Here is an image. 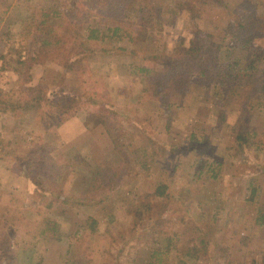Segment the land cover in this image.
I'll return each mask as SVG.
<instances>
[{"label":"rangeland","instance_id":"rangeland-1","mask_svg":"<svg viewBox=\"0 0 264 264\" xmlns=\"http://www.w3.org/2000/svg\"><path fill=\"white\" fill-rule=\"evenodd\" d=\"M140 1L122 0L121 5L134 14ZM152 1L161 7L160 17L153 28L139 26L132 37L109 31L95 13L80 26L74 22L82 40L92 28L100 31V39L85 41L94 49L91 56L75 61L72 69L55 61L37 63L23 87L19 79L26 75L12 70V60L38 52L33 12L66 10L67 0H0V55H5L0 58V99L16 100L27 94L26 87L40 85L54 101L76 97L87 109L85 93L92 92L118 115L129 170L109 190L93 181L88 167L66 165L70 160H118L106 131L87 123L85 110L60 126L50 115L39 121L31 108L18 116L0 113V135L17 151L0 159V264H220L218 259L264 264V229L256 221L257 207L264 204V150L238 147L230 126L241 112L240 95L206 93L189 75L165 83L160 76L155 84L132 73L138 64L163 72L164 61H147L143 55L165 60L196 36L206 37L223 64L240 65L253 57L262 68L264 0ZM248 20L254 26L246 32L240 24ZM53 21L71 22L66 15ZM248 37L251 45L239 48ZM263 83L255 84L257 106L250 119L258 126H264ZM32 150L47 151L61 166L54 175L45 171L37 177L44 189L26 175L29 158L23 157ZM162 183L167 196L154 199ZM149 202L154 205L150 210L145 207ZM160 208L163 218L172 219L163 224L167 233L155 241L149 224L156 222ZM46 219L60 224L59 239L38 235ZM171 232L177 234L181 254L154 257ZM186 248L198 250V258H180Z\"/></svg>","mask_w":264,"mask_h":264},{"label":"trees","instance_id":"trees-1","mask_svg":"<svg viewBox=\"0 0 264 264\" xmlns=\"http://www.w3.org/2000/svg\"><path fill=\"white\" fill-rule=\"evenodd\" d=\"M223 3L224 0H216ZM122 0H67L66 10H55L53 12L42 10L40 16L37 12H33L31 19L32 25L35 28L33 32L34 43L38 45V52L34 55H29L18 59L12 60V70H14L20 77L26 75L24 80L19 79V83L23 82L25 87V81L31 80V70L37 63L46 64L48 61H55L70 69L73 68L75 61L87 60L94 52L93 48H89L85 43L86 40L100 39L98 28H92L89 35L85 40H82L79 35L74 32V22H78V25L85 19H88L90 15L94 14L100 17V23L107 26L109 31H113L116 35H123L132 37L135 34L139 26H145L146 28H153L156 18H159L162 9L161 7L153 3L152 0H141L137 8L136 13H130L121 5ZM92 10H95L92 12ZM66 15L67 20H70V24L64 22L63 24H56L53 18L63 17ZM252 16V15H250ZM252 21L255 20L252 16ZM27 18V20H29ZM241 23V27L250 31L254 26L253 22ZM246 24V25H245ZM199 33V32H197ZM104 38V36H103ZM200 39H203L200 41ZM252 37H248L244 44L239 48H245L247 45H251ZM218 48V47H217ZM124 52V51H122ZM264 50L261 51L259 56L263 59V66L259 68L257 66V59L251 57L247 61H243L240 65L227 62L221 63L218 59V50L210 48V42L205 36H196L190 41V45L183 47L176 55H171L162 59L158 55H143L147 61L153 62H165L164 71L157 70L155 65H135L132 73L140 74L144 78H148L152 83H158L160 76L163 83L166 81H180L184 75H189L194 78L196 83L206 91V93L212 92L221 96L224 94L227 96L230 92L240 95L241 100V112L237 118L235 124L230 126L232 131L236 133V141L239 148L247 147V149L254 148L255 150H264V126L254 125L251 123L252 111L257 106V100L255 98L257 82H264ZM257 56V57H259ZM5 55H0V58ZM144 60V59H143ZM145 60V61H146ZM169 82V83H170ZM161 83V82H160ZM264 85V83H263ZM27 94L23 97H19L16 100L0 99V113H11L12 115H19L22 110L35 109L39 121L45 122L48 116H54L57 120L58 126L62 125L65 121L70 120L79 111L85 110L87 123H95L101 125L106 131L110 141L112 142L113 149L117 154L118 160L105 159L101 162L92 163L90 160H70L66 165H81L88 167L94 175L93 181L103 182L110 189H115L125 175L128 174V153H127V141L125 138V132L120 125L118 115L115 110L110 109L103 103L97 96L94 97L92 92H86L88 97L89 108H84L82 102L76 97H72L65 101H54L47 96L44 89L38 86H30L25 88ZM253 100H256L255 105ZM263 105L264 102H261ZM89 109V110H88ZM10 141H5L0 135V159L4 160L8 156H14L17 154L15 148H12ZM29 158L26 163V175L36 185L38 189H44L43 182L37 177L44 173H52L53 175L58 173L61 166L52 160V156L47 151L32 150L28 153ZM120 158V159H119ZM168 192L167 184H160L153 192L154 199L166 197ZM256 189L252 191L251 199H255ZM152 200L153 203L155 200ZM165 203V202H164ZM158 206H168L167 203L163 204L159 202ZM154 205H145L149 210ZM164 209H159L156 222L149 224V229L154 230L155 241L158 240L159 233L163 235L167 233L164 231V223H168L171 216L165 218L162 217ZM257 224L264 229V204H259L257 207L256 215ZM155 225V226H154ZM162 226V227H161ZM166 227V226H165ZM39 234L45 237L59 239L61 237L60 224L57 221L46 219L43 220V225L39 226ZM87 234V231H86ZM176 232H171L168 238V243L165 248L155 249L153 251L154 257L158 258L159 254H169L176 252L181 254V250L178 249L174 237ZM245 243V240H242ZM78 245H82L80 242ZM73 246V245H72ZM71 246V247H72ZM164 247V246H163ZM195 247V246H194ZM204 249L206 247L204 246ZM180 256L184 260L185 256L192 258H198L199 251H195L191 248H186L182 251ZM207 253V251L205 252ZM225 260L221 262L218 259V263L223 264ZM254 261V260H252ZM157 264V263H153Z\"/></svg>","mask_w":264,"mask_h":264},{"label":"crops","instance_id":"crops-1","mask_svg":"<svg viewBox=\"0 0 264 264\" xmlns=\"http://www.w3.org/2000/svg\"><path fill=\"white\" fill-rule=\"evenodd\" d=\"M4 115H7V114H4ZM6 117H8V116H6ZM10 118V117H9ZM9 118H8V120H9ZM9 172V171H8ZM12 176H13V174H12ZM3 177H9V175L8 174H5Z\"/></svg>","mask_w":264,"mask_h":264}]
</instances>
